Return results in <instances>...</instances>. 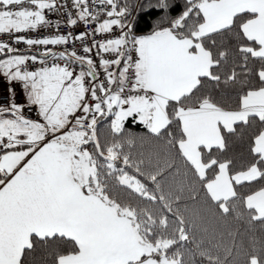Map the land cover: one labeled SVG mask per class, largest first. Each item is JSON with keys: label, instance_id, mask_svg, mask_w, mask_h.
Instances as JSON below:
<instances>
[{"label": "trees", "instance_id": "obj_1", "mask_svg": "<svg viewBox=\"0 0 264 264\" xmlns=\"http://www.w3.org/2000/svg\"><path fill=\"white\" fill-rule=\"evenodd\" d=\"M203 1L113 0L114 16L121 22L131 19L132 29L140 36L170 29L179 37H193L204 20L200 9ZM8 8L10 4L0 0V11ZM255 15L237 13L230 25L198 38L212 54L210 73L200 76L188 93L168 101L169 121L158 131L135 115L128 116L116 130L113 118L117 105L107 108L105 94L99 92L101 111L86 128L91 137L83 144L96 168V177L86 184V191L106 196L120 211L129 209L128 217L142 240L151 244L167 240L153 257H176L178 264H253L256 258L264 264V215L258 216L246 202L248 195L264 189V160L255 149L256 138L264 131V115L238 121L232 129L223 130L222 147L202 150L203 160L209 164L205 176L181 149L186 134L179 116L180 107L204 101L240 108L247 93L264 86V56L254 52L260 43L243 29ZM125 58L126 53L116 70L115 91L122 82ZM29 127L37 130L31 124ZM14 147L3 144L0 157ZM221 163L228 164L232 175L254 165L261 173L236 183L234 196L216 200L208 182L216 177ZM124 173L136 176L144 192L123 183L120 175ZM7 175L0 169V180ZM79 251L80 245L72 236L32 234L20 264H59L62 256Z\"/></svg>", "mask_w": 264, "mask_h": 264}, {"label": "crops", "instance_id": "obj_2", "mask_svg": "<svg viewBox=\"0 0 264 264\" xmlns=\"http://www.w3.org/2000/svg\"><path fill=\"white\" fill-rule=\"evenodd\" d=\"M1 1L10 4V8L0 11V28L41 24L45 19L44 9L53 3V0ZM200 9L204 20L193 37H179L170 29L140 36L139 83L150 95L134 98L126 107L120 106L119 91L113 90L105 96L106 107L117 105L116 113L121 112V125L128 116L135 115L154 131L165 127L169 121L168 101L188 93L200 76L210 73L212 54L198 38L230 25L237 13L256 14L243 24V29L260 43L254 52L264 56V0H206L200 3ZM0 55H3L1 50ZM27 57L24 55L21 62ZM19 65L18 73L10 69V74L7 67L0 65V73L8 77L0 88L17 82L23 96L32 99L30 83L47 72L24 75ZM75 78L79 80L69 77ZM79 94L80 91L78 102ZM14 107L18 108V104ZM10 115L4 117L5 121L17 116ZM250 115H264V86L247 93L242 107L237 109L211 101L180 107L179 116L186 134L181 149L200 175L205 176L209 166L203 160L202 150L222 147L223 130L232 129ZM19 128L16 133L0 135L2 145L16 146L0 157V169L8 174L0 180V264H20L32 234L60 233L78 241L80 251L62 256L59 264H134L153 257V248L151 252L147 250L151 243L140 238L128 214L106 196L86 191L85 179L73 158L75 142L73 145L61 137L63 129L47 134L25 125ZM78 133L81 145L91 137L85 130ZM255 149L264 160V131L256 138ZM260 173V168L254 165L232 175L228 164L221 163L216 177L208 182V190L214 199L226 200L235 195L236 183L255 179ZM246 202L258 216L264 215V189L248 195Z\"/></svg>", "mask_w": 264, "mask_h": 264}, {"label": "built area", "instance_id": "obj_3", "mask_svg": "<svg viewBox=\"0 0 264 264\" xmlns=\"http://www.w3.org/2000/svg\"><path fill=\"white\" fill-rule=\"evenodd\" d=\"M43 14L41 24L0 28V48L5 53L28 55L19 65L20 73L66 71L79 78L81 98L70 116L71 124L92 126L101 111V96L113 91L124 53L123 78L117 90L120 106L150 95L139 83L140 35L132 29L131 19L121 22L114 16L113 0H53ZM7 80L0 73V82ZM13 110L27 122L45 125L38 104L18 94L17 82L0 88V113Z\"/></svg>", "mask_w": 264, "mask_h": 264}, {"label": "rangeland", "instance_id": "obj_4", "mask_svg": "<svg viewBox=\"0 0 264 264\" xmlns=\"http://www.w3.org/2000/svg\"><path fill=\"white\" fill-rule=\"evenodd\" d=\"M27 55V54H24ZM22 53H10L8 55H0V65L7 67L9 74L10 69L11 72L15 70V73H18V65L21 62L23 56ZM70 74L68 72H55V73H45L41 77H38L36 82L30 83V96L32 97L33 101H36V103L39 105L40 113L45 117L46 123H47V130H45L48 134V131L50 133H55L59 131V129H63V134L61 137L66 139L67 141H71L75 146H73L72 152L74 155V162L75 166L78 170V172L84 177L85 184L90 182V180H93L94 177H96V168L94 166V163H92L90 158V153L87 150L86 147L79 144V130H85V128L79 127L78 125L72 124L69 126V129H67L69 125V116L75 111V109L78 107V92H82V89L79 85V80L69 79ZM31 81V80H30ZM5 82H0V84H3ZM19 84V83H17ZM33 84V85H32ZM1 86V85H0ZM10 87V86H7ZM77 88V89H76ZM19 91L18 94L23 95V92L21 91V87H18ZM24 91V90H23ZM38 92V94H36ZM77 92V93H76ZM80 98H81V94ZM41 96V99H40ZM11 114H14V112H2L0 117V135L1 133H16L23 125L25 127H29V124L27 122H24V120H19V115H14L10 120L5 121L4 117L11 116ZM121 112L115 113V116L113 118V127L115 129L120 128L121 125ZM15 121V122H14ZM67 129V130H66ZM35 131V130H33ZM44 131V132H45ZM45 132V133H46ZM30 142V141H29ZM2 146V143L0 141V147ZM78 175V174H77ZM120 179L123 183H126L133 187L134 189L144 192L143 185L141 181L134 175H130L128 173H124L120 175ZM147 195H150L149 193H146ZM126 214L129 211V209L125 208ZM168 244V241H158L155 244H151L147 250L151 252V249L153 248L152 252H157L159 248H163ZM253 264H259L258 260L256 258L253 259ZM133 264V263H132ZM134 264H178V259L176 257H169L166 255H162L160 257L154 256L146 258L145 260H141L139 262H136Z\"/></svg>", "mask_w": 264, "mask_h": 264}]
</instances>
